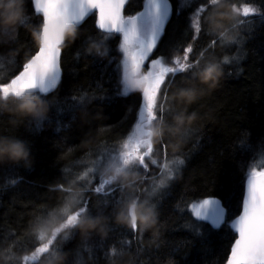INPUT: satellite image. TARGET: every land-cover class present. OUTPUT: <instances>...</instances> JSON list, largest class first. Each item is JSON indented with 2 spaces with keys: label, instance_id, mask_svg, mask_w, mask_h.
Masks as SVG:
<instances>
[{
  "label": "trees",
  "instance_id": "trees-1",
  "mask_svg": "<svg viewBox=\"0 0 264 264\" xmlns=\"http://www.w3.org/2000/svg\"><path fill=\"white\" fill-rule=\"evenodd\" d=\"M226 2L240 6L248 3L257 9V14L248 17V22L240 28L243 37L240 44L229 46L227 51L218 44L215 52L209 53L217 61L223 55L239 59L221 66L216 83L201 87L198 100L185 101L189 115L195 113L188 123L192 131L183 138L177 135L167 141V152L180 154L185 165L170 189L159 197L155 222L143 232L133 234L127 221L114 218L110 232L93 234L87 240H82L81 235L70 237L64 242V251L71 253L73 264L77 261L80 264H225L234 239L226 226L216 233L206 225L204 235L194 237L184 225L193 219L188 206L209 194L228 200L229 219L238 214L244 172L264 154V0ZM141 4L142 0H130L126 11L134 13ZM175 9H179V0H175ZM188 11L185 9L177 15L174 10L157 54L182 55L176 52V46H186L190 40L191 34H185ZM24 12L28 21L17 26L13 37L0 35V41H8L0 43V80H6L15 64L22 62L38 43L35 32L39 20L28 0L23 2ZM227 21L218 16V23L227 24ZM77 31V38L71 40L63 53L62 83L47 97L55 102L48 104L45 113L50 120L37 127L35 117L0 111V136L21 137L30 142L26 145L27 163L0 164V264H17L15 256L30 255V250H18L31 243L27 234L34 229L30 223L56 206L61 193L52 189L57 182H63L60 180L65 174L63 170L82 174L86 165L81 161L89 158L86 154L95 153L98 145L113 143L118 134L129 130L135 118L140 94L135 92L124 98L114 88L115 60L119 55L116 37L108 45L110 56L98 57L88 52L101 38L94 17L87 19ZM209 40L210 37L201 34L194 55ZM98 83L103 91L97 87ZM84 93L89 97L87 110L97 117L90 124L80 119L79 111L73 119V113L64 103L65 98ZM130 106L133 111L128 113ZM17 231L24 234L23 241H17ZM9 246L12 254L6 258L4 250ZM77 250L79 256L75 254ZM57 256L30 264H56Z\"/></svg>",
  "mask_w": 264,
  "mask_h": 264
},
{
  "label": "snow or ice",
  "instance_id": "snow-or-ice-1",
  "mask_svg": "<svg viewBox=\"0 0 264 264\" xmlns=\"http://www.w3.org/2000/svg\"><path fill=\"white\" fill-rule=\"evenodd\" d=\"M28 3L39 20L35 32L38 43L22 62L15 64L6 80H0V96L29 94L39 96L47 104L55 103L47 97L62 83L64 50L77 38V29L91 17L101 38L88 52L98 57L110 56L108 45L115 36L119 53L114 69L116 94L124 98L135 92L140 94L134 121L127 132L118 134L111 144L98 145L95 153H87L89 158L81 161L86 165L82 174L63 170L65 174L60 177L63 182H57L52 189L61 193L56 206L30 223L34 229L27 234L31 243L18 250H30V255L15 256L17 264H30L66 254L63 264H73L71 253L64 251V242L76 235L87 240L101 233L83 229L86 220L102 218L104 233H107L113 228V219L123 211L133 234L143 232L155 222L159 197L170 189L185 165L180 154L167 152L169 139L177 135L183 138L192 131L188 123L178 121L177 117L194 119L195 113L189 115L185 101L198 100L201 87L216 83L220 76L217 68L239 59L223 55L217 61L209 53H214L218 44L225 51L229 46L240 44L243 39L240 28L248 22V17L257 14V9L248 3L228 5L226 0H179V9H175V0H142L141 9L134 13L126 11L130 0H28ZM185 9L189 10L185 34L191 35L186 46H176V52L182 55L157 54L174 10L179 15ZM224 14L231 18L227 24L218 23V16ZM27 21L28 15L24 12L14 27L3 29L0 35L13 37L17 26ZM201 34L210 40L194 55L195 43ZM202 76L207 83L201 81ZM97 87L103 91L99 83ZM88 99L84 93L64 101L73 119L79 111L85 124L97 119L87 110ZM70 100L75 103H69ZM127 111L131 113L133 107ZM47 120L50 117L45 114L35 117L37 127ZM9 138L23 141L25 145L30 143L21 137ZM125 174L130 178L125 180ZM129 202L143 206L144 225L137 218L135 208L127 207ZM188 211L193 219L184 227L194 237L203 236L206 225L216 233L226 226L234 236L225 264H264V154L244 172L239 212L233 218L228 216V200L213 194L194 200ZM15 236L17 241L25 239L19 231ZM4 251L6 258H10L12 246ZM75 254L79 256V250Z\"/></svg>",
  "mask_w": 264,
  "mask_h": 264
},
{
  "label": "clouds",
  "instance_id": "clouds-1",
  "mask_svg": "<svg viewBox=\"0 0 264 264\" xmlns=\"http://www.w3.org/2000/svg\"><path fill=\"white\" fill-rule=\"evenodd\" d=\"M24 0H0V31L5 28L14 27L20 16L23 13ZM227 7V5H225ZM224 18L230 19L227 14L223 15ZM207 71V70H205ZM217 71L221 73V69L217 68ZM203 83L208 81L201 77ZM48 108L47 102L43 101L39 96L24 94L22 96L9 95L8 97L0 96V111H9L16 113L22 117H36L45 114ZM193 117H184L183 115L177 117L178 121L183 120L186 123H191ZM29 157V151L23 141L18 139L0 136V163L12 162L19 163L21 161H27ZM130 177L125 174L124 179L127 180ZM127 207L129 210L135 208L137 212V218L140 220L141 225H144L143 219V206L136 205L134 202H129ZM117 219L120 221H127L128 216L123 212L117 214ZM151 225V224H150ZM148 225V227L150 226ZM83 229H95L104 233L103 219H89L86 220L83 225ZM66 259V254L57 256L56 264H63Z\"/></svg>",
  "mask_w": 264,
  "mask_h": 264
},
{
  "label": "water",
  "instance_id": "water-1",
  "mask_svg": "<svg viewBox=\"0 0 264 264\" xmlns=\"http://www.w3.org/2000/svg\"><path fill=\"white\" fill-rule=\"evenodd\" d=\"M230 251V250H229Z\"/></svg>",
  "mask_w": 264,
  "mask_h": 264
}]
</instances>
